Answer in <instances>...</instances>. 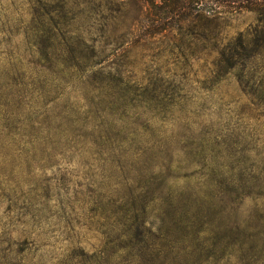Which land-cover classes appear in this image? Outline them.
Listing matches in <instances>:
<instances>
[{"label":"rangeland","instance_id":"374dc122","mask_svg":"<svg viewBox=\"0 0 264 264\" xmlns=\"http://www.w3.org/2000/svg\"><path fill=\"white\" fill-rule=\"evenodd\" d=\"M147 8L0 0V264H124L103 255V205L111 213L119 201L106 195L142 190L139 179L114 187L99 131L126 140L130 177L134 164L141 181L154 177L148 213L160 194L182 192L240 226L234 237L219 230L232 242L217 253L208 224L197 244L178 229L185 241L158 262L264 264V20L241 12L137 38ZM211 166L213 205L203 198Z\"/></svg>","mask_w":264,"mask_h":264},{"label":"trees","instance_id":"16d2710c","mask_svg":"<svg viewBox=\"0 0 264 264\" xmlns=\"http://www.w3.org/2000/svg\"><path fill=\"white\" fill-rule=\"evenodd\" d=\"M147 9L146 17L139 21L135 28V34L133 33L137 38H150L171 29H181L183 24L193 26L210 18L241 12H252L258 18L264 20V0H148ZM88 78L91 80L95 79L96 76L92 75ZM98 107L95 105L96 110L99 109ZM98 126L106 130L111 125L108 124L107 126L104 122H100ZM96 137V142L98 140L110 142L104 153H106L107 160L112 164L109 170L110 173L118 172L114 187L116 188L120 184L122 186L123 183L129 181L135 182L136 179H139L136 181L141 185L139 188L143 191V193L142 191L137 193L135 188L128 186L123 192L122 189H119L117 197L112 194L106 195V200L119 201V205L111 213L106 210L107 203L105 202L103 205L102 213L104 216L101 219L105 223L102 226L101 233L105 240L103 255L106 259L113 254L120 253L119 257L121 259L119 262L124 264L128 262L130 264H162L157 261L162 249L172 248L173 244L185 241L176 236L175 231L178 229L186 230V234L190 236L191 241L197 244L199 243L201 225L204 224H208L210 229L208 234L212 235L213 253H215L214 251L216 253L223 252L231 244L232 241L226 238L217 241L215 239L216 235L219 230L224 229V236L227 234L226 236L234 237L237 233L232 231L234 229L239 231L240 226L236 222L225 221L220 223L216 221L214 217L210 216L212 215L211 206L195 210L194 207L190 206L187 197L182 195V192L176 200L170 192H166L164 195L160 194L158 196L161 202L160 205L148 213L149 201L153 199L149 198L148 190L150 181H153L154 177L151 176L141 181L144 172L135 164V168L130 165L138 171V175L132 178L125 172L128 165L125 164V152L120 145L125 139L113 138L107 131H99V135ZM129 145H133L134 150L138 148V142L134 138L130 140ZM100 146L102 144L99 142L98 152L101 154L102 149ZM143 163L149 166V162L147 163L146 160ZM151 174H154V172H151ZM214 175L216 174L213 173V166H211L207 182L204 185L206 186V194L203 195L205 200L211 201L209 203L211 205H213V194L216 192L213 190ZM217 189L219 191L218 187ZM116 190L118 191V188ZM205 218H207L206 221ZM248 242L252 247L254 239L251 237ZM243 244L241 243L240 246ZM6 264L12 263L7 262Z\"/></svg>","mask_w":264,"mask_h":264}]
</instances>
